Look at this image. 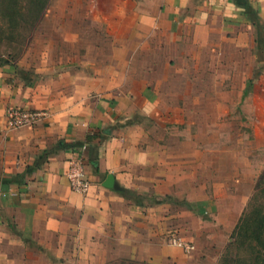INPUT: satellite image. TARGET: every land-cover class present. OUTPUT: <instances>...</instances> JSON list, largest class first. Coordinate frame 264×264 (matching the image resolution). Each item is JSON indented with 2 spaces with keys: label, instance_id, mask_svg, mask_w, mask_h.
<instances>
[{
  "label": "rangeland",
  "instance_id": "obj_1",
  "mask_svg": "<svg viewBox=\"0 0 264 264\" xmlns=\"http://www.w3.org/2000/svg\"><path fill=\"white\" fill-rule=\"evenodd\" d=\"M158 8L157 0H0V64L16 65L39 100L92 101L99 133L119 125L123 171L146 192L147 224L157 207L166 262L114 245L112 258L93 264H219L230 246L233 258L247 253L232 236L244 214L264 213V22L249 27L256 36L235 38L239 30L217 20L210 35L193 37Z\"/></svg>",
  "mask_w": 264,
  "mask_h": 264
},
{
  "label": "crops",
  "instance_id": "obj_2",
  "mask_svg": "<svg viewBox=\"0 0 264 264\" xmlns=\"http://www.w3.org/2000/svg\"><path fill=\"white\" fill-rule=\"evenodd\" d=\"M157 4L161 15H170L186 29L192 27L193 37L199 30L210 35L217 20L239 30L235 38L256 36L248 31L257 27L249 8L264 22V0H157ZM36 94L21 81L16 65L0 64V264H93L112 258L114 245L137 259L166 262L157 207L151 205L155 213L147 224L140 200L146 192L137 191L123 171L128 154L120 126L109 124L99 133L95 105L86 98L72 95L58 105L39 100ZM10 105L48 107L50 116L34 126L6 129ZM88 133L95 135L96 163L91 160ZM83 144L91 186L79 192L71 188L66 171L69 157ZM109 173L115 176L113 187L104 184ZM116 186L134 192L124 195ZM139 241H146V253L140 251Z\"/></svg>",
  "mask_w": 264,
  "mask_h": 264
},
{
  "label": "trees",
  "instance_id": "obj_3",
  "mask_svg": "<svg viewBox=\"0 0 264 264\" xmlns=\"http://www.w3.org/2000/svg\"><path fill=\"white\" fill-rule=\"evenodd\" d=\"M247 7L249 8L248 5ZM254 20H255L254 24L259 26L260 25L259 18L258 21L256 19ZM94 137L95 135L93 133H88L86 135V140L90 142V144L93 143L91 144L92 147L90 149V156L92 162L96 163L98 156L97 153L95 152L97 145L94 142H92ZM116 189L121 191L124 195L129 194L128 192L129 190L125 187L116 186ZM206 209L207 208L204 203L198 204V210L200 212H205ZM232 236L235 237V242L239 249H244V247L247 248L248 246L249 249L247 250L245 256H238L233 258L231 254V250H230L231 246H230V248L223 256L219 264H256L258 262L264 264V253H262L261 250H258L259 252L257 254H254L255 248L258 247L262 241H264V213L260 214V212L253 213V211L250 212L248 211L236 224ZM132 264H149V263L134 261Z\"/></svg>",
  "mask_w": 264,
  "mask_h": 264
},
{
  "label": "built area",
  "instance_id": "obj_4",
  "mask_svg": "<svg viewBox=\"0 0 264 264\" xmlns=\"http://www.w3.org/2000/svg\"><path fill=\"white\" fill-rule=\"evenodd\" d=\"M50 116V111L46 108H28L18 105H10L6 109L5 126L6 129H15L21 126H34L42 123ZM87 145L83 144L82 150L69 157L66 176L73 190L79 192L87 191L91 182L86 170V157L84 149ZM172 243L181 245L185 250L193 248L194 244L190 241L178 238L174 234L170 236Z\"/></svg>",
  "mask_w": 264,
  "mask_h": 264
},
{
  "label": "water",
  "instance_id": "obj_5",
  "mask_svg": "<svg viewBox=\"0 0 264 264\" xmlns=\"http://www.w3.org/2000/svg\"><path fill=\"white\" fill-rule=\"evenodd\" d=\"M104 184L109 187H113L115 184V176L113 173H109Z\"/></svg>",
  "mask_w": 264,
  "mask_h": 264
}]
</instances>
